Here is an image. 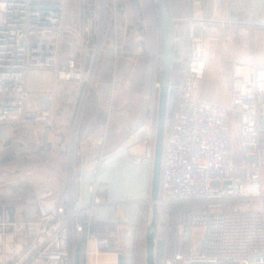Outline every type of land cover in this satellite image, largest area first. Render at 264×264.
<instances>
[{
  "label": "built area",
  "instance_id": "2783aa9c",
  "mask_svg": "<svg viewBox=\"0 0 264 264\" xmlns=\"http://www.w3.org/2000/svg\"><path fill=\"white\" fill-rule=\"evenodd\" d=\"M193 1L192 13L174 33L185 56L177 81L169 85L175 87V106L163 137L156 202L162 208L174 203L199 205L185 212V226L190 225L187 251L183 238L161 264H264V64L234 62L226 102L197 94L207 67L210 24L264 25V0H213L210 15ZM97 5L98 32L103 33L106 7L115 26L116 0H98ZM67 6L68 0H0V150L16 141L25 143L11 132L27 127L39 143L40 134L53 124L54 90H29L28 72L50 69L55 80H84L86 87L92 86L75 56L82 38L66 23ZM111 33L115 37V27ZM105 137L104 129L95 139L98 163L106 154ZM153 150L154 143L144 140L132 164L153 161ZM77 154L81 164L76 194L69 176L60 193L42 181L34 184L31 198L12 208L0 201V264H74L79 243L83 264H99L101 251L111 248L114 232L95 225L101 220L99 210L112 204L103 196L105 186L97 168L85 181L84 152ZM26 179L13 172L4 182ZM9 194H13L9 187L0 192ZM143 202L152 200L147 197Z\"/></svg>",
  "mask_w": 264,
  "mask_h": 264
},
{
  "label": "rangeland",
  "instance_id": "374dc122",
  "mask_svg": "<svg viewBox=\"0 0 264 264\" xmlns=\"http://www.w3.org/2000/svg\"><path fill=\"white\" fill-rule=\"evenodd\" d=\"M186 1L172 0L173 10L176 9L177 4L184 6L186 3H190L192 8L193 0ZM97 4L98 0H68L66 11V23L76 28L82 38V49L77 51L75 56L82 64L85 75L92 86L95 87L96 83V88H100L101 94L105 97L108 94L110 98L117 94L128 95L134 86L146 89L149 98L148 103L150 102L151 107L156 112L159 86H156L155 82H158L157 76L161 63V36L154 0H116L115 26L113 23H108L110 12H105V20L102 23L105 29H111V31L115 27V37L113 35L107 37L98 32L100 24ZM207 36L206 73L201 80L197 94L207 99L226 102L231 88L233 63L264 64V25L213 23L210 24ZM77 42L78 40L75 38L74 49L78 46ZM174 52L178 54V57L175 60L174 71H171V77L177 79L185 51L178 48L174 42ZM108 54H111V58H115L114 77L112 65H106V61L103 59L104 56L106 59ZM85 85L86 81L83 80L76 89L77 92L74 96V92L71 90L70 93H62V95L66 94L67 97L69 94L76 97L75 110L81 97H85L88 88L91 87L88 85L86 92H83ZM112 86L113 92H111ZM71 99L62 100L61 105L71 104ZM171 108L173 109V105ZM166 124L167 118L165 127ZM22 131L27 133L29 130L27 127H23ZM136 136L137 134H134L132 137L135 138ZM43 138V142H45L41 146L36 147L33 140H25V143L16 141L3 152H0V192L6 193L8 187L13 192L7 196L0 195V201L4 200L11 208L34 195L35 183L50 181L54 188L62 190L65 188L66 180L72 176L73 166L70 162L76 155L75 150H73V147L77 146L75 136L73 137V134L69 136L67 146L62 150L56 149L55 146L50 148L47 134H44ZM88 144L92 143L88 142ZM142 147V141H135L130 144L129 149L134 152L140 151ZM89 148L96 152L99 150L97 144L89 145L84 151V156L89 155ZM13 172L21 173L27 179L20 183L5 184L4 180L10 177V173ZM71 184H73V179ZM262 187L264 191V170ZM198 205V203L182 204L187 211L195 210ZM179 206L170 204L165 208L160 206L158 208L155 264H161L163 258L172 251L174 247L172 243L178 231L181 233L177 242L184 238L186 216L183 218V225H181L178 218ZM123 207V205H115L112 209L119 211ZM131 208L132 224L118 237L112 239V246L119 247L122 254L131 253L136 264H145V260L143 262L145 236L151 218V204L142 202ZM108 227L110 229V226ZM191 231L197 232L198 230L191 228Z\"/></svg>",
  "mask_w": 264,
  "mask_h": 264
},
{
  "label": "crops",
  "instance_id": "0c3cea01",
  "mask_svg": "<svg viewBox=\"0 0 264 264\" xmlns=\"http://www.w3.org/2000/svg\"><path fill=\"white\" fill-rule=\"evenodd\" d=\"M169 2L171 8H173L172 0H169ZM196 2L201 4L206 15L214 12L213 0H196ZM176 6V9L173 10V16L179 21L174 24V33L180 21L193 11V6L191 8L190 3H186L184 6L177 4ZM111 65L114 77L115 58H112ZM80 83L77 81L55 80L54 72L50 69L33 70L27 74V88L29 90L41 92L54 90L55 93L53 124L46 133L50 148L55 146L56 149L62 150L67 146V139L71 134L76 138L77 146L73 147V150L77 155L75 160L77 177L75 186L73 187L71 184L73 194H76L79 188L78 174L81 158L77 152L80 150L84 152L87 146L95 145V139L105 129L104 149L106 154L102 161L98 163L97 160L99 150L96 152L91 148L89 149L92 150V153L89 151V155H85L83 159L86 169L85 181H90L97 168L102 184L105 186L103 196L112 204L108 208H101L98 212V218L101 220L98 221L100 224L97 229L114 232L115 234L111 237V248L101 251L99 264H136L131 253L122 254L119 247L112 246V239L118 237L132 224L131 207L141 204L147 197L150 198L152 160L145 159L140 165H133L131 162L132 157L140 154L143 147L140 151L134 152L130 151L129 147L135 141H142L144 144V140H148L154 143L157 110L155 112L150 102L148 103L149 98L146 89L134 86L128 95L117 94L111 98L107 96L103 101L100 90L96 88L95 83V87L91 86V88L96 92V101L86 108L85 116L83 115L81 118L85 97H81L76 110V97H73L76 95V89ZM85 89H83V92ZM70 90L74 92V94L72 92L73 96L71 94L68 95L69 97L66 94L62 95L63 92L70 93ZM111 92H113V86ZM71 96L73 99H71ZM69 99L72 101L71 104L61 105L63 101ZM80 119L81 125L79 127ZM7 132L10 133V130L7 129ZM10 134L14 137L20 136L27 141L33 140L36 147L43 145L42 143L45 142H43L44 134H40L39 143L34 136L30 137L31 134L28 132L24 134L22 130ZM134 134H137L135 138L132 137ZM88 142L92 144H88ZM4 149H7V147L1 149L0 152H3ZM71 162L73 164V160ZM50 184L52 185L51 182ZM54 191L60 193L63 189L54 188ZM115 205H123L124 207L119 211H115L112 209ZM108 219L111 221H105ZM108 226H110V229ZM90 245H92V242H90ZM83 262V243H79L74 252V264H83Z\"/></svg>",
  "mask_w": 264,
  "mask_h": 264
},
{
  "label": "water",
  "instance_id": "95a60500",
  "mask_svg": "<svg viewBox=\"0 0 264 264\" xmlns=\"http://www.w3.org/2000/svg\"><path fill=\"white\" fill-rule=\"evenodd\" d=\"M157 9L160 36H161V53L160 69L158 72V103H157V122L154 139L152 175L150 183L151 218L147 226L145 236V264H155V238L157 235V216L158 204L156 199L160 189L161 162L163 150V137L165 132V122L167 118L169 85L171 82L172 63L174 58V22L169 0H154ZM87 88L84 92H86ZM252 159V156H247ZM190 235V225L186 222L184 238V250L188 249Z\"/></svg>",
  "mask_w": 264,
  "mask_h": 264
},
{
  "label": "trees",
  "instance_id": "16d2710c",
  "mask_svg": "<svg viewBox=\"0 0 264 264\" xmlns=\"http://www.w3.org/2000/svg\"><path fill=\"white\" fill-rule=\"evenodd\" d=\"M170 3V2H169ZM171 7V6H170ZM108 8V7H107ZM109 9V8H108ZM108 9L106 10V12H109L108 11ZM171 11H172V16H173V8H171ZM105 15H106V13H105ZM174 17V16H173ZM177 21H179V20H176L175 19V22H174V24H176L177 23ZM111 23V21L108 19V23ZM109 23V24H110ZM108 34V35H107ZM103 35L104 36H107V37H111L112 36V33H111V29L109 30V29H105L104 27H103ZM109 55V54H108ZM177 57H178V54L176 53V52H174V58H173V63H172V72L174 71V66H175V60L177 59ZM103 59L106 61V65H111V63H112V58H111V54L109 55V56H107L106 57V59H105V56L103 57ZM116 73H117V69H116ZM157 80H158V76H157ZM177 81V79H175V78H172L171 77V83L173 84V83H175ZM99 90H100V96H101V99L104 101V99L106 98L105 96H103V94H101V89L99 88ZM103 91H106L105 89H102ZM107 90H108V93H109V87L107 88ZM105 93V92H104ZM108 96V95H107ZM96 101V92L91 88V87H89L88 88V90H87V93H86V96H85V100H84V105H83V108H82V115H81V118L83 117V115H84V112L85 111H87V107H89L91 104H92V102H95ZM172 105H173V108H174V106H175V87H173V86H171L170 87V89H169V94H168V108H167V124H166V126L169 124V121H170V118H171V114H172V111H173V109L171 108L172 107ZM100 114V113H99ZM85 116V115H84ZM80 125H81V119H80V122H79V127H80ZM104 151H105V153H106V150L104 149ZM76 154V153H75ZM75 160H76V155H75V157H74V159H73V164H72V166H73V172H72V179H73V184L75 183V181H76V177H77V173H76V167H75ZM73 184H72V186H73ZM74 187V186H73ZM174 204H176V203H174ZM177 205H180L179 206V208H180V214H179V223L181 224L182 223V216L184 217L186 214H185V212L187 211V209L184 207V206H182V204H177ZM100 223H96V225H95V229H97V226L99 225ZM180 233L181 232H179L178 231V234L176 235V238H174V240H173V243L172 244H174L173 246V248H172V251H174L177 247H178V242H177V240H178V236L180 235ZM171 251V252H172ZM170 252V253H171ZM144 260H145V256H144V258H143V262H144Z\"/></svg>",
  "mask_w": 264,
  "mask_h": 264
},
{
  "label": "bare ground",
  "instance_id": "6f19581e",
  "mask_svg": "<svg viewBox=\"0 0 264 264\" xmlns=\"http://www.w3.org/2000/svg\"><path fill=\"white\" fill-rule=\"evenodd\" d=\"M113 217H116V216H113Z\"/></svg>",
  "mask_w": 264,
  "mask_h": 264
}]
</instances>
